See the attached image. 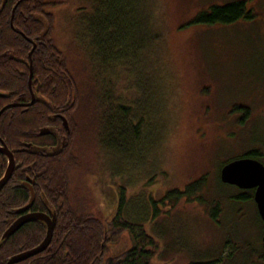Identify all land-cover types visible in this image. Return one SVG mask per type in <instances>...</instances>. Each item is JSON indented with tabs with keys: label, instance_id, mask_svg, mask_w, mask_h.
I'll use <instances>...</instances> for the list:
<instances>
[{
	"label": "rangeland",
	"instance_id": "obj_1",
	"mask_svg": "<svg viewBox=\"0 0 264 264\" xmlns=\"http://www.w3.org/2000/svg\"><path fill=\"white\" fill-rule=\"evenodd\" d=\"M229 1L60 0L53 7L58 43L107 95V127L84 126L78 144L88 152L81 150L74 180L98 217H112L123 198L122 218L154 236L156 264H264V222L251 191L219 175L244 148H259L264 164V0L250 1L248 22L189 23ZM233 104L250 109L234 112ZM202 174L200 199L160 201Z\"/></svg>",
	"mask_w": 264,
	"mask_h": 264
},
{
	"label": "trees",
	"instance_id": "obj_2",
	"mask_svg": "<svg viewBox=\"0 0 264 264\" xmlns=\"http://www.w3.org/2000/svg\"><path fill=\"white\" fill-rule=\"evenodd\" d=\"M59 1L6 0L3 4L0 0V108L11 101H28L30 98L27 82L29 67L20 59L21 57L31 58L34 72L38 68L47 76L51 75L55 78V80L51 79L54 82L41 81L38 85L37 91L41 96H45L42 99L44 102L37 99L34 104L31 103L26 107L17 104L0 112V138L13 151L16 161L17 167L13 175L21 179L27 173L37 176L38 184L43 187L45 195L37 198L33 209H44L45 201L55 208L56 225L51 238V250L53 244L57 245L58 252H68L77 261L85 257L88 252V264H101L99 252H106L107 245L115 242L117 233L125 229L129 232L132 241L124 252H135L134 259L135 262H139L138 264H154L152 255L156 251V240L141 224L122 218L123 198L119 200L116 212L106 223L90 212L88 198L83 194V188H80L74 180L73 172L80 168L84 159L80 152L83 148L88 152L87 146L78 144L80 139L86 140L84 126L87 125L88 130L90 126L105 129L107 127L108 113L104 110L107 95L100 86L99 77L94 75L92 82H88L87 77L83 76L81 71L77 70L75 63L70 61L75 55L74 52L72 51L71 55L69 49L58 43V37L55 38L56 17L53 7L60 3ZM245 3L244 0H233L224 4H211L207 9L199 10L189 23L230 24L240 17L253 18L255 13L252 8L246 7ZM157 67L156 72H159V64ZM85 70L83 66V71ZM161 86L158 73L152 87L155 95ZM122 101V109L125 112L130 111L129 99ZM155 102L157 103L155 111L160 112L163 107L160 96H155ZM231 107L234 112L250 109L246 105L244 108L236 104ZM60 109L65 113L66 118H64L67 119L70 131L64 128L60 120L51 115L53 111ZM239 121L238 118L236 122ZM52 124L57 126L55 131L58 135L54 136L48 132L38 133L40 127L44 128ZM63 134L67 137L61 143ZM29 142L30 147L26 145ZM51 148L52 150L49 151ZM257 149L245 153L241 151L237 157L244 155L259 159L262 153L259 148ZM5 159L4 154L0 152V173L5 166ZM71 176H73L72 181ZM10 183L13 181L6 186ZM204 184L205 176L202 174L182 189L168 190L160 201L169 198L192 200L195 199V195L200 199L201 195L198 192L202 190ZM6 186L3 187L0 195V201L5 202L4 205L0 204V210L10 209L25 199L24 192L17 189H14V192L12 188ZM250 196L252 197V191ZM9 203L10 206L7 205ZM153 205H156L154 200ZM157 212L158 209L155 207V215ZM5 226L6 224L0 225V232ZM45 227V222L42 220H31L18 228L14 232L15 236L2 237L0 248H10L13 240L18 237L29 238L30 241L33 240L32 244H36L44 235ZM129 257H133L132 253ZM93 259H95L94 263H90ZM213 262V260L194 259L185 264H213Z\"/></svg>",
	"mask_w": 264,
	"mask_h": 264
},
{
	"label": "flooded vegetation",
	"instance_id": "obj_3",
	"mask_svg": "<svg viewBox=\"0 0 264 264\" xmlns=\"http://www.w3.org/2000/svg\"><path fill=\"white\" fill-rule=\"evenodd\" d=\"M244 1H246V3H245L246 7H250L251 8L250 0H244ZM5 2H6V0H2L3 4H5ZM14 8H12V10H14ZM251 19L252 18H248L247 19V18H244V17H240L237 20H235L234 22H237V21L248 22ZM234 22H232V23H234ZM20 59L24 63H26L28 65V67H29V72H28V75H27V82H28V85H29L30 98H29L28 101H18V102L11 101V102H9L7 104H14V105L22 104V105H24L26 107V106L30 105V103H29L30 101H32V104H34V102L37 99L41 100L42 102H44L42 99H44L45 96H41L40 93L37 91L38 90V85L41 83V81L44 82V83L54 82L51 79L55 80V78L53 76H51V75L47 76L45 72H42L38 68H36V72H34L31 58H28L29 59L28 60V59H25V58L21 57ZM34 82H35V84H34ZM24 106H22V107H24ZM61 110L62 109H60V111H53L51 113V115H52L53 118H56V119L60 120V122L63 123V119H65L66 117L64 116L65 113L63 111H61ZM56 127L57 126H55L54 124H52L51 126H45L44 128L40 127L39 130H38V133L41 134L42 129H47L48 133H52L55 136V135H58L56 133V131H55ZM69 131H67V132L69 133ZM66 137L67 136L65 134L62 135L61 143L64 142ZM29 143H27V146L30 147L31 143L30 144ZM251 149H257V147L249 148L247 150H245V148H244L241 151H242V153H245L246 151L251 150ZM9 150H11V149H9ZM51 150H52V148L49 151H51ZM2 155H3V153H2ZM4 156L6 158L5 159V166H4L3 170L0 173V177L2 176V174L5 171L6 166H7V157H6L5 154H4ZM241 157H246V156L242 155V156L236 157V158H241ZM13 158H14V154H13ZM230 160H232V159H230ZM15 167H17V166H16V161H15V158H14L13 171L15 170ZM13 171L11 173V176L7 180V182L0 188V195L2 193L3 187H5L7 185V183H9L10 181H13V183H10L6 187L12 188L13 191H14V189H17V190H20V191L24 192L25 193V199L18 205L13 206V204H12L13 207L10 208V209L5 208L4 209L5 211L4 210H0V216H1L0 225H5L6 224V226L0 232V241L2 240L1 238L3 237L4 231L17 218H19L22 215H25V214H28V213H44V214L48 215L49 217H52V215H55V217H56L55 208L50 206V205H48L47 201H45L46 205H45L44 209H42V208L33 209V204L37 201V198H40L41 195H43V196L45 195L43 187L38 184L37 176L34 175V174L30 175V174L27 173V174H25L24 178L21 179V178H17L16 176H14L13 175ZM21 174H22V171H21ZM239 189H241V188H239ZM248 189L252 191V197H253L254 188H247V189H241V190H248ZM86 190H84V188H83V194L87 193ZM32 195H33V200H32V203L29 205V207L27 209L23 210L22 212L17 213L16 210L19 209V208L24 207L29 202L30 197ZM96 197H97V195H96ZM45 200H47V199H45ZM4 203L5 202L0 201V204L4 205ZM7 205L10 206V203L7 204ZM121 208H122V206H121ZM90 212L93 213L95 216H97L96 212L91 211V210H90ZM100 218L107 223L111 219V216L103 215ZM27 222H29V221H27ZM27 222H25V223H27ZM25 223H23L21 226H23ZM137 224L139 225V223H137ZM55 225H56V219H55V223H54L53 232H54V229H55ZM45 226H46V224H45ZM124 230H121V232L119 231L117 233V237H116L115 242L109 243L107 245L106 252H99V254L101 255L100 256L101 257V264H138L139 263V262H135L136 261L134 259V256L136 255L135 252H124L131 245V241L132 240L130 241V235L128 237L129 241H127L124 246H121V247H118L117 249H114L115 247H117L119 245L118 244V242H119L118 238H119L120 235H122L124 233ZM14 232L12 234H10V236L9 235L8 236L10 238L15 236L16 234ZM53 232H52V236H53ZM45 234H46V227L44 229V235L40 238V240L36 244H32L33 240L30 241L29 238L23 239L22 237H18L15 240H13V244H12V246L10 248H8V249L0 248V264H88V252H86L85 257H83L79 261H77L68 252H58L57 248H56L57 245H54L53 243L52 244H53L54 247L51 250V239H50L49 243L47 244V246L42 251H39V252L34 253L32 255H28V256L22 258L19 261L8 263L10 258H12L14 256H17V255L25 254L30 249L36 247L43 240V238L45 237ZM52 236H51V238H52ZM155 252L152 255V261H153L154 264H156L155 263V258L156 257L154 256ZM131 253L133 255L132 258L129 257V255ZM136 258H137V256H136ZM94 260L95 259L91 260L90 263H94ZM213 264H214V262H213Z\"/></svg>",
	"mask_w": 264,
	"mask_h": 264
},
{
	"label": "water",
	"instance_id": "obj_4",
	"mask_svg": "<svg viewBox=\"0 0 264 264\" xmlns=\"http://www.w3.org/2000/svg\"><path fill=\"white\" fill-rule=\"evenodd\" d=\"M12 23V21H11ZM35 43H33V46ZM31 51L29 52V54ZM30 104L32 101L29 102ZM9 106L14 104H7L0 108V112ZM64 127L69 130L66 119H63ZM47 129H42L41 134L47 133ZM27 145V144H26ZM0 152L5 154L7 157V166L2 176L0 177V188L7 182L14 167L13 152L8 149L4 141L0 138ZM220 179L221 181L229 184H233L241 189L254 188L253 200L256 204L259 216L264 222V164L257 158L254 157H241L235 158L222 164L220 168ZM33 195L30 197L29 202L22 208L16 210L17 213L27 209L32 203ZM31 220H42L46 224V234L43 240L34 248L27 251L22 255H17L8 261V263L16 262L22 258L37 253L43 250L49 243L54 223L55 215L49 217L44 213H28L17 218L3 233V237H7L16 231L23 223ZM262 247L264 248V232L262 235Z\"/></svg>",
	"mask_w": 264,
	"mask_h": 264
}]
</instances>
